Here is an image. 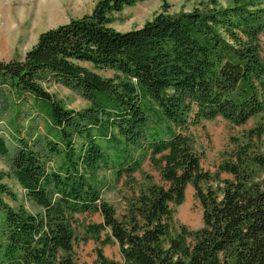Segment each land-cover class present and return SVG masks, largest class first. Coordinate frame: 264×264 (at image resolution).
Wrapping results in <instances>:
<instances>
[{
  "label": "trees",
  "instance_id": "16d2710c",
  "mask_svg": "<svg viewBox=\"0 0 264 264\" xmlns=\"http://www.w3.org/2000/svg\"><path fill=\"white\" fill-rule=\"evenodd\" d=\"M137 1L98 0L90 14L40 32L22 59L0 60V101L10 92L23 102L30 96L58 131L17 136L11 155V172L38 213L3 201L12 193L0 172V264H77L75 216L83 212L101 216L81 237L96 242V264H264V125L232 138L213 172L202 168L191 132L203 120L240 125L264 111V0L160 11L125 31L109 25L112 13ZM47 76L89 106L65 107L42 87ZM138 152L163 184L125 201L117 216L97 174L113 167L130 176ZM7 153L0 136V155ZM52 156L58 162L49 167ZM188 185L201 207L194 230L174 218ZM113 242L119 260L103 254Z\"/></svg>",
  "mask_w": 264,
  "mask_h": 264
},
{
  "label": "rangeland",
  "instance_id": "374dc122",
  "mask_svg": "<svg viewBox=\"0 0 264 264\" xmlns=\"http://www.w3.org/2000/svg\"><path fill=\"white\" fill-rule=\"evenodd\" d=\"M44 1L46 2V0H0V60L22 59L25 52L35 44L40 32L66 23L70 19L90 14L98 0H53L54 14L50 19L47 17L48 13L41 9ZM202 4H208L209 7L213 4L225 7L232 5L233 0H140L112 13L109 25L116 30L125 31L141 26L160 11L176 14L201 7ZM259 40L264 50V34ZM83 64L101 76L113 75L111 70L95 69L89 63ZM41 85L67 108L82 110L89 106V101L77 91L54 81L49 76L41 80ZM6 90L3 89L2 93H6ZM12 94V92L9 95L5 94V98H1L0 101V136L4 138L8 148L6 155H0V172L3 174L2 182L12 193L2 194V199L13 209L23 207L31 213H38L40 207L26 195L11 172V155L16 147L17 136L26 140H30L36 134L45 133L55 137V134L58 136V131L51 130L43 114L31 107L30 96L26 95L23 102ZM258 123L264 125V111L240 125L232 124L217 116L191 127L195 150L200 154L202 168L210 172L215 171L217 165L226 158L225 152L231 151L233 147L231 139L242 140L244 133ZM258 145L264 155V137L258 141ZM134 157L139 159V165L130 176L126 173L117 176L113 167L104 168L97 174L100 196L114 207L117 216L121 214L125 201L137 196L151 184H163L158 169L153 167L147 154L141 155L138 152ZM57 162L58 157L52 156L46 160V165L53 167ZM260 173L264 175V169ZM75 218L79 224L75 227V234L79 238L74 245L76 262L96 264V242L91 238L82 240L81 237L83 225L100 222L101 216L96 212H83L76 214ZM174 218L177 225H184L190 230L201 226V207L190 185L185 189L184 201L175 207ZM102 250L106 257L120 259L115 242L104 245Z\"/></svg>",
  "mask_w": 264,
  "mask_h": 264
},
{
  "label": "bare ground",
  "instance_id": "6f19581e",
  "mask_svg": "<svg viewBox=\"0 0 264 264\" xmlns=\"http://www.w3.org/2000/svg\"><path fill=\"white\" fill-rule=\"evenodd\" d=\"M40 4H39V6L41 7ZM53 4H54L53 0H46V2L42 4L43 7H41V9L43 11H45V13H48V15H47L48 19H50L52 17V15L54 14L53 10H52Z\"/></svg>",
  "mask_w": 264,
  "mask_h": 264
}]
</instances>
